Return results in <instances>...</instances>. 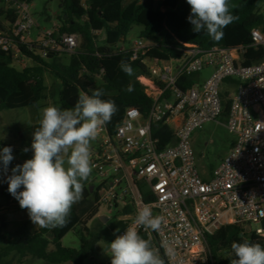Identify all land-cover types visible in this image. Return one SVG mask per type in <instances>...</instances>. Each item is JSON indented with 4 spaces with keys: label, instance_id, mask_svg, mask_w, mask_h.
<instances>
[{
    "label": "built area",
    "instance_id": "1",
    "mask_svg": "<svg viewBox=\"0 0 264 264\" xmlns=\"http://www.w3.org/2000/svg\"><path fill=\"white\" fill-rule=\"evenodd\" d=\"M90 1L83 0V8ZM0 2L18 15L13 31L0 33V52L10 56L20 70L33 65L37 56L46 59L51 54L70 57L77 53L80 38L62 34L60 26L53 32L41 28L30 13L33 2ZM252 41L250 48L239 50L189 46L182 61L168 64L146 60V65L153 64L151 76L137 77L135 83L153 102L149 116L143 118L131 109L115 136L104 125L92 142L97 144L91 146L92 173L101 180L99 209L109 218L121 216L120 235L134 226L137 211L144 205L152 208L154 216H163L159 232L145 231L143 226L137 230L157 246L167 264H214L207 237L227 227L264 222V37L255 31ZM151 48L145 42H134L133 61L146 58ZM259 51L263 54L252 62H242L248 52ZM206 71L211 76L202 87L177 88L181 79ZM106 75V70L100 71L102 78ZM109 79L104 81L110 83ZM230 81L238 85L230 97L226 128L237 143L211 179L205 180L198 171L191 139L196 131L222 117L220 88ZM175 123L179 124L175 144L161 148L153 136L154 127ZM7 184L3 187L8 188ZM162 242L174 249L171 258L165 255Z\"/></svg>",
    "mask_w": 264,
    "mask_h": 264
},
{
    "label": "trees",
    "instance_id": "2",
    "mask_svg": "<svg viewBox=\"0 0 264 264\" xmlns=\"http://www.w3.org/2000/svg\"><path fill=\"white\" fill-rule=\"evenodd\" d=\"M17 1L26 4L34 2ZM60 2L64 12L63 17L58 18L61 33L78 36L81 40L75 55L68 57L51 54L46 59L37 56L33 65L20 70L14 66L10 56L0 52V114L19 115L21 134L24 137L23 150L28 148V152H32L31 143L35 128L39 126L40 110L50 105L60 108L74 107L78 101L76 91L92 95L94 90L100 89L104 93L101 99L115 102L118 111L113 115L111 122L105 125L109 135L113 137L123 125L127 111L136 109L143 118H147L153 108L152 100L143 92V88L135 83L137 77L151 76L146 60L158 64L179 62L189 46H196L201 50L248 49L253 44V32L258 31L264 37V17L260 14L264 0H237L235 7L230 11L237 19L223 29V39L218 43L212 40L206 31L193 32V25L187 19L191 13L187 0H168L165 5L175 2L176 7L171 11L164 8V12L156 9L154 0H147L143 5H139V0H91L86 9L83 8V0ZM146 14L150 16L143 20ZM13 15L12 10L0 9V19ZM136 28L142 29L136 41L151 43L153 48L146 58L133 61L131 49L136 41L131 42L127 37ZM101 36L104 37L102 45L98 41ZM121 61L131 65L133 76H128L121 70ZM245 61H248L247 55L242 58L244 64ZM108 63L116 65V72L110 83L104 81L107 75L104 78L100 76V71L106 70ZM129 84L133 86L134 91L125 90ZM227 84L231 87L238 85L233 81ZM202 86L201 75L185 77L177 84V88L182 91ZM162 127H154V137ZM4 147L6 146L0 143V151ZM14 153L19 155L20 150L12 152V155ZM0 166L3 168L2 162ZM13 166L12 160L8 169ZM214 172L215 169L212 170L211 176ZM83 184V197L73 205L63 227L41 228L39 232H32L23 227L16 233L2 234L6 224L0 220V244H6L5 248L0 247V264H25L28 259L44 264H85L95 248L90 241L93 234L88 228L99 216L100 209L99 189L90 180L84 181ZM1 193L5 199H11L7 190L1 189ZM92 196L95 199V207L86 218L81 219L77 214L78 209ZM128 214L129 212H125V215ZM241 227H227L215 236L206 238V246L214 264H231V260L236 258L231 249L233 242L240 243L243 239H248L264 246V239ZM77 228L82 234V250L64 249L61 242ZM121 231L122 224L117 222L112 233L113 238L120 235ZM141 237L146 239L142 234ZM160 254L165 260L164 255L161 252Z\"/></svg>",
    "mask_w": 264,
    "mask_h": 264
},
{
    "label": "clouds",
    "instance_id": "3",
    "mask_svg": "<svg viewBox=\"0 0 264 264\" xmlns=\"http://www.w3.org/2000/svg\"><path fill=\"white\" fill-rule=\"evenodd\" d=\"M187 3L191 8L187 19L193 32L206 31L217 43L223 39V29L237 19L229 10L228 0H187ZM119 67L128 76L134 75L129 63L121 61ZM125 90L132 92L134 88L129 84ZM103 95L100 89L92 95L81 91L72 108L50 105L40 110L39 126L31 143L33 156L12 168V174L7 176L8 192L18 200L21 209L27 210L34 225L47 229L63 227L73 205L82 199L83 182L93 170L92 142L118 111L113 100L101 99ZM13 159L11 147L0 151L4 173ZM163 221V216L153 215L149 205L139 208L134 226L116 235L110 243L111 264H165L160 250L137 230V226H143L145 231L159 232ZM161 247L169 258L174 255L167 242H162ZM231 249L236 257L231 264H264V246L259 243L243 239L240 243L233 242Z\"/></svg>",
    "mask_w": 264,
    "mask_h": 264
},
{
    "label": "rangeland",
    "instance_id": "4",
    "mask_svg": "<svg viewBox=\"0 0 264 264\" xmlns=\"http://www.w3.org/2000/svg\"><path fill=\"white\" fill-rule=\"evenodd\" d=\"M145 0H142L144 2ZM168 0H154L155 7L157 10L164 12L165 10L171 11L176 7V3H168ZM237 3V0H228L229 10H233ZM60 0H34L33 4L30 8V13L33 20L41 26V28L45 29L48 32H53L54 28L59 26L58 18L63 17L64 12L61 8ZM165 8V10H164ZM0 9L5 11H10L11 6L6 4H2L0 2ZM260 14L264 17V5L260 9ZM146 15L143 16V20H146ZM18 21V15L15 14L11 17H7L5 19H0V33H4L2 26L12 27ZM142 32V29L136 28L129 35L128 40L133 42L136 41L139 34ZM37 36H34V39ZM100 45L104 42V37L101 36L98 40ZM134 43V42H133ZM132 43V44H133ZM151 43H147L146 45H150ZM260 53V52H259ZM249 54V55H248ZM263 53H260V55ZM257 55L256 53H247V57L250 59L253 56ZM149 68L153 67L152 63H147ZM16 67V66H15ZM19 69L18 67H16ZM107 71V76L112 80L113 75L116 72V65L113 63H108L105 66ZM211 76L210 71H206L203 73L202 80H208ZM109 79V81H110ZM235 87H231L228 84L222 85L220 88V94L223 100V114L222 117L217 121L210 123L204 126L202 129L196 131L192 136L191 143L192 147L197 159V167L201 176L205 180L211 179L212 170L218 168L222 163H224L227 158L232 153L234 146L237 143V137L230 134V132L226 128V124L229 117L230 110V97L235 94ZM80 92L76 91V96L79 98ZM20 120L19 115L17 113H6L0 114V143L4 144L6 147H11L12 152L16 150H20V154H13V167L16 165H22L26 160L31 159L33 156L32 152H25L23 150L24 145L20 138L21 128H20ZM21 144V145H20ZM93 148L97 147V144L92 143ZM1 163V162H0ZM12 168H9L7 173L3 172V168L0 166V184H7L5 180H7V176L12 174ZM90 182L95 186H99L101 180L97 178L94 173H91L88 178ZM8 185V184H7ZM1 188H5L0 185V193ZM5 200L0 197V204L3 205L4 208L8 209V206L5 204ZM95 207V199L92 196L90 200L85 202L78 209V216L81 219H84L88 216V214ZM19 209L9 208L5 212L3 216L0 218L6 224V229L3 230L2 234H13L16 233L19 229L23 227H27L32 232H38L40 227L34 225L30 220L29 216L25 214H19ZM104 218L105 222L101 219ZM121 216L119 214H113L109 217L104 213L103 210H100L99 216L92 221L89 226V231L93 234V239L90 241L93 242L94 251L91 255V258L86 261L85 264H109L111 263V253H110V242H112L115 238H113V231L115 229V225L118 221H120ZM109 220V221H108ZM109 224V225H108ZM108 225V226H107ZM248 229L251 233L257 234L259 237L264 239V232L262 230L261 225H251V226H242L241 229ZM261 232V235L259 233ZM82 234H80V229L77 228L74 232L68 235L62 242L61 245L64 249L73 250V251H81L82 250ZM6 244L1 243L0 247L5 248ZM6 264V263H5ZM7 264H15L7 263ZM25 264H44L40 261H35L32 259H28ZM71 264V263H69Z\"/></svg>",
    "mask_w": 264,
    "mask_h": 264
},
{
    "label": "crops",
    "instance_id": "5",
    "mask_svg": "<svg viewBox=\"0 0 264 264\" xmlns=\"http://www.w3.org/2000/svg\"><path fill=\"white\" fill-rule=\"evenodd\" d=\"M147 2V0H145L144 2H142V0H139V5H143ZM150 15L149 14H146V18L148 19ZM5 19V18H4ZM17 23V22H16ZM16 23L10 28L8 26L5 25V27L2 26V29L4 31L5 34H9L13 31ZM260 53H263V51H259ZM259 52H250V53H256L257 55L253 56L252 58H248V61H245V63H248V62H252L255 58H257L258 56H260V53ZM249 55V54H248ZM262 55V54H261ZM203 75V74H202ZM201 75V76H202ZM110 82H111V79H110ZM207 82V80H203V85ZM179 128V124H168L166 126H163L159 132L157 133V135L155 136V140L156 142L158 143V145L161 147V148H167V147H170V146H173L175 144V141H174V135L175 133L177 132ZM21 145V144H20ZM235 148V146H234ZM233 148V150H234ZM232 150V151H233ZM221 166V165H220ZM219 166V167H220ZM218 167V168H219ZM218 168H216L215 170H217ZM3 186V184H0ZM88 187V185H87ZM1 189H5L8 191V188H1ZM21 191L23 190V188L21 187L20 189ZM10 194V193H9ZM11 199L10 200H7L3 197L2 193H0V197H2L4 200H5V205L8 206V209L4 208L2 204H0V217L3 216L5 214V212L7 210H9V208H13V209H16L18 208L19 209V214H25L24 212H26V215H28V212L26 209H21V207L19 206V202L17 199H15L11 194ZM29 216V215H28ZM0 220H2L0 218ZM3 221V220H2ZM41 229V228H40ZM40 231V230H39ZM38 231V232H39Z\"/></svg>",
    "mask_w": 264,
    "mask_h": 264
},
{
    "label": "water",
    "instance_id": "6",
    "mask_svg": "<svg viewBox=\"0 0 264 264\" xmlns=\"http://www.w3.org/2000/svg\"><path fill=\"white\" fill-rule=\"evenodd\" d=\"M20 138L23 139V135L22 134H20ZM101 220L103 222H105V219L104 218H102ZM261 227H262V230L264 231V222L262 223Z\"/></svg>",
    "mask_w": 264,
    "mask_h": 264
}]
</instances>
